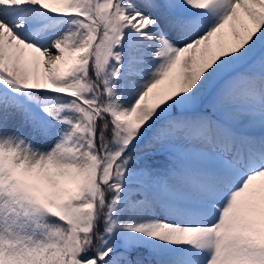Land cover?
<instances>
[{
  "label": "snow or ice",
  "instance_id": "snow-or-ice-1",
  "mask_svg": "<svg viewBox=\"0 0 264 264\" xmlns=\"http://www.w3.org/2000/svg\"><path fill=\"white\" fill-rule=\"evenodd\" d=\"M0 264H264V0H0Z\"/></svg>",
  "mask_w": 264,
  "mask_h": 264
}]
</instances>
